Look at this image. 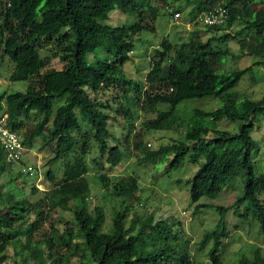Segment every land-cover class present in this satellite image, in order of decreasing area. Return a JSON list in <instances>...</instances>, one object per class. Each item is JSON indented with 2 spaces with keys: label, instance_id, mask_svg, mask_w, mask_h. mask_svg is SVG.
<instances>
[{
  "label": "trees",
  "instance_id": "trees-1",
  "mask_svg": "<svg viewBox=\"0 0 264 264\" xmlns=\"http://www.w3.org/2000/svg\"><path fill=\"white\" fill-rule=\"evenodd\" d=\"M158 1L0 0V58L6 56L13 63L9 80L27 81L24 90L0 92V114L6 112L10 128L18 132L22 129L20 136L27 147L40 138L39 149L49 154L46 162L58 161L60 169L59 176L51 166L46 169V178L52 183L48 188L31 183L27 190L16 186L21 196L11 190L6 196L0 193V264H10L5 262L4 249L16 231L13 223L21 225L24 221L27 229L35 230H26L20 243L23 264H66L73 256L82 258L86 253L93 264H201L190 256L182 234L173 232L174 222L133 213L125 224L127 201L139 199L142 191L139 179L132 174L112 179L110 193L120 199L122 208H114L110 229L102 230L104 209L98 203L90 206L89 164L85 155L95 147L92 170L100 178L101 187H107L111 182L108 170L124 158V143L128 145L130 133L132 148L143 153L142 159L156 160L154 164L166 162L165 170L179 166L187 154L196 160L199 152L205 151L187 182L196 208L213 206L219 212L214 227L201 237V242L212 241L207 264H223L220 244L227 234L226 212L233 206L246 201L245 211L251 210L264 234V174L254 172V139L250 134L257 117L264 116V93L252 99L232 90L254 65L264 66V0H184L191 3L187 11L190 22L217 3L227 10L224 22L205 25L206 30L213 32L205 39L200 36V28L195 27L196 21L186 40L171 42L164 35L152 49L145 83L140 84L125 75L122 66L130 59L138 33L155 30L154 21L161 7ZM173 1L161 0L164 8L170 5L174 11H181V4ZM257 4L261 7L254 8ZM115 8L135 14V20L122 25L105 22ZM235 21L241 23L239 28L234 33L225 31ZM220 30L224 32L215 34ZM227 37L236 39L240 54L253 57L250 64L222 71L228 55L239 57L214 43ZM47 44L54 49L42 55L40 49ZM98 49L103 55L97 54ZM89 54L95 61L87 58ZM51 57L61 61L62 66L42 70ZM202 96L219 97L221 104L210 110L194 108V114L212 120H238L237 131L211 128L198 121L185 128L181 138H172L155 151H148L142 144L145 132L174 128L176 104ZM138 111L154 115L136 122ZM112 112L121 116L119 125L128 129L124 143L111 142L116 139L108 126ZM30 114L39 118L26 127L23 116ZM81 118L87 122L86 128L81 125ZM210 130L212 137L205 141ZM11 166L0 148V175ZM16 174L22 177L26 173L18 170ZM237 174H243V189L230 204L197 202L202 195L215 196ZM60 210H69L70 217L65 218ZM45 220L49 226L42 227ZM57 222H62V228ZM150 225L157 234L148 231ZM235 264H264L261 246H255L252 257L243 255Z\"/></svg>",
  "mask_w": 264,
  "mask_h": 264
},
{
  "label": "rangeland",
  "instance_id": "rangeland-1",
  "mask_svg": "<svg viewBox=\"0 0 264 264\" xmlns=\"http://www.w3.org/2000/svg\"><path fill=\"white\" fill-rule=\"evenodd\" d=\"M175 5L181 4V17H179L177 23H172L169 14L166 12L162 5L161 0L158 1L160 12L156 16L154 21L155 30L148 31L143 30L138 33L134 39V48L129 53L130 59L125 61L122 66V71L125 75L136 80L140 84L145 83L146 73L149 69L152 49L158 45L160 39L164 35H168L171 42H180L188 39L189 29L192 27L193 21L186 25L187 11L191 7V3L187 4L184 0H174ZM261 7V4L255 5L254 8ZM135 20V14L124 13L119 9H113L109 12L108 19L105 22L113 25L130 24ZM241 23L235 21L225 31L234 33L239 28ZM189 27V28H188ZM195 27L200 28V36L205 39L212 34L211 30H206L204 24L198 23ZM223 30L215 32V34H221ZM217 46L227 47L235 56L239 55L236 59H233L228 55L221 65L222 71H230L232 69L242 67L250 64L252 56L240 54L237 41L233 37L221 38L214 42ZM54 49L53 46L47 44L40 49L42 55L50 54ZM98 55H103L101 49L97 51ZM87 58L90 61H95L94 56L89 54ZM62 66L61 61L55 57H51L49 65L45 66L42 70H46L49 67L60 68ZM13 68V63L6 57L0 58V92L2 91H14L24 90L27 86L26 80H9L8 76ZM234 91H239L243 94L242 97H250L252 99L259 98L264 93V66H253L252 70L245 72L237 84L232 88ZM108 94V93H106ZM108 99L112 98V95H106ZM132 96V95H131ZM134 97V95H133ZM221 104V100L216 96H202L186 98L179 101L175 106V127H165L162 129H151L145 132L142 137V144L149 151H155L158 145L169 142L172 138H181L183 136V130L192 124L199 123L205 124L211 128L227 129L230 132L237 131L239 121L230 120L221 117L216 120L209 119L208 117H199L194 114V108H201L203 110L213 109ZM162 107H166L162 104ZM77 116L80 118L81 114L78 109H75ZM112 117L108 119V126L112 129L116 139L111 140L112 143H124L123 139L128 129L126 126H120L121 116L111 113ZM139 118L136 122L142 120L144 117L154 115V113H147L144 111H138ZM38 115L30 114L23 116L24 124L26 127L38 119ZM82 119V118H81ZM80 119L81 125L87 127V122ZM20 133L22 129H19ZM250 134L254 139V147L251 151V159L254 165V172L256 175L264 174V116L259 115L257 121L254 123L253 128L250 130ZM212 137V131H208L205 135V141H208ZM128 145L124 143V152L126 153L121 162L113 169H109L111 181L107 187H101L102 184L100 178L94 175L92 167V157L96 154L95 147L87 151L85 158L89 164V181H90V206L94 203L100 204L104 209V222L102 230H109L111 225V217L113 215L114 208H122V204L119 198H116L110 193L112 186V179L118 175L132 174L136 176L142 187V191L139 193V199L128 200L127 204L129 209L125 217V224L127 225L133 213H137L142 218L146 219H159L164 218L168 223L172 224L173 232H179L182 234V239L187 241V249L192 259L201 264H207V252L211 246V239L205 242H201V237L204 231L214 227L216 221L219 218V212L213 206H203L196 208V203L192 202L189 197V183L187 179L197 169L199 163L203 159L205 151L199 152V157L196 160L191 158V155H186L181 164L177 167H173L165 170L166 162L158 163L156 160L148 161L142 159L143 153L132 148V134H129ZM30 150L24 155L26 162H32L34 156L31 151H38L42 162V179L38 182L39 186L43 189L52 185L51 181L46 178L45 171L51 166L54 169L56 176H59L60 169L58 167V161L53 164H48L46 158L48 152L46 150L39 149L41 139L35 138ZM40 150V151H39ZM172 155H169L171 157ZM19 170L18 164H13L9 171L0 175V193L6 196L8 191H13L16 196H21V192L16 189V186L23 190H27L31 183L36 186L35 178L32 175L25 174L22 177L16 176ZM243 189V174H237L234 177L226 181L225 185L213 197L202 195L197 202H209L213 205H228L237 196L242 193ZM261 196L264 197V191L261 192ZM243 201L237 206H233L226 212L225 218L227 220V234L223 238L220 244V256L223 264H235L241 256L252 257L253 250L256 245L261 246L262 253L264 254V234L259 229V221L251 210L245 211ZM20 211V210H19ZM18 211V212H19ZM65 218L70 217L69 210H60ZM54 215V212H50ZM33 218V215H30ZM27 222L13 223V228L16 230L14 235L10 238L9 243L5 247L7 254V263H22L21 254L19 250L20 243L24 241V234L26 230L34 232L35 229L29 230L26 228ZM56 225L62 228V222H57ZM42 227L49 226V222L45 220ZM148 231L155 235L156 230L152 228V225L148 227ZM174 240V239H172ZM179 240V238L177 239ZM175 241V240H174ZM93 264L88 253L84 257L73 256L66 264ZM6 264V263H3ZM24 264H27L24 263Z\"/></svg>",
  "mask_w": 264,
  "mask_h": 264
},
{
  "label": "built area",
  "instance_id": "built-area-1",
  "mask_svg": "<svg viewBox=\"0 0 264 264\" xmlns=\"http://www.w3.org/2000/svg\"><path fill=\"white\" fill-rule=\"evenodd\" d=\"M165 7L171 18V22L177 23L179 17H181V12L177 10L174 11L170 5H166ZM226 13V8L217 3L210 9L199 12L193 21L204 25L221 24L225 20ZM186 22V25L190 23L189 20ZM6 117V112L0 114V148L3 150L5 161L11 165L15 163L18 164L19 170L28 175H32L35 178L36 186L43 189L38 184L42 179V162L40 153L32 150L31 153L34 156V160L32 162H26L24 160V155L30 150V148L22 141L18 131L10 128L6 124Z\"/></svg>",
  "mask_w": 264,
  "mask_h": 264
},
{
  "label": "crops",
  "instance_id": "crops-1",
  "mask_svg": "<svg viewBox=\"0 0 264 264\" xmlns=\"http://www.w3.org/2000/svg\"><path fill=\"white\" fill-rule=\"evenodd\" d=\"M189 28V27H188Z\"/></svg>",
  "mask_w": 264,
  "mask_h": 264
}]
</instances>
